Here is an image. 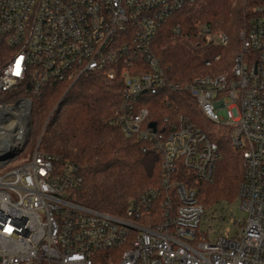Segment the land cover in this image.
I'll return each mask as SVG.
<instances>
[{
    "label": "built area",
    "instance_id": "obj_1",
    "mask_svg": "<svg viewBox=\"0 0 264 264\" xmlns=\"http://www.w3.org/2000/svg\"><path fill=\"white\" fill-rule=\"evenodd\" d=\"M190 2L0 0V47L10 54L0 67V264H264V8L239 31L228 70L213 71L224 60L214 53L204 63L213 73L173 81L153 45ZM170 32L183 35L179 24ZM195 42L226 49L231 39L200 25ZM94 74L120 78L111 124L161 159L158 185L121 214L79 203L80 169L40 151L41 137L27 161L7 169L31 145L44 90ZM168 92H186L207 120L228 129L243 159L236 205L207 207L174 178L181 168L212 183L221 154L186 116L153 117L147 97L166 100Z\"/></svg>",
    "mask_w": 264,
    "mask_h": 264
},
{
    "label": "trees",
    "instance_id": "obj_2",
    "mask_svg": "<svg viewBox=\"0 0 264 264\" xmlns=\"http://www.w3.org/2000/svg\"><path fill=\"white\" fill-rule=\"evenodd\" d=\"M257 7L264 8V0H192L185 5L162 27L153 45L167 77L187 82L213 73L204 63L214 53H222L230 63L232 44H237L236 35ZM177 24L183 35L175 40L170 30ZM200 25L210 27L215 33L227 34L230 47H195ZM9 56L8 49L0 47V67ZM123 90L120 78L108 81L94 74L72 86L61 84L46 88L35 100L33 110L34 133L36 127L37 131L33 133L32 150L41 137L40 151L76 164L83 177L82 185L74 191L77 201L112 214L123 213L130 199L156 187L162 177L160 157L154 151H144L145 142L126 137L111 124ZM167 95L166 100L160 99V95L146 98L150 107L158 109L159 114L154 110L153 117L159 119L169 115L166 113L186 116L207 133L221 154L212 183L203 182L181 168L174 178L198 191L202 203L235 201L244 182L243 159L242 153L233 147L228 129L207 120L186 92Z\"/></svg>",
    "mask_w": 264,
    "mask_h": 264
},
{
    "label": "rangeland",
    "instance_id": "obj_3",
    "mask_svg": "<svg viewBox=\"0 0 264 264\" xmlns=\"http://www.w3.org/2000/svg\"><path fill=\"white\" fill-rule=\"evenodd\" d=\"M239 33V32H238ZM237 37H236V39H237V44H232V46H233V48H234V50L238 47V34L236 35ZM233 50V51H234ZM223 51H225V50H223ZM227 51V50H226ZM227 60H229V59H227V58H224V60L221 62V64H219L217 67H216V70L214 69L213 71L214 72H218V71H224V70H228V68H229V63L227 62ZM154 108V110H155V112L157 113V114H159L158 113V109H156L155 107H153ZM166 114H171V113H166ZM171 116L172 117H174V118H176V116H173L172 114H171ZM36 131H37V127H36V129H35V133L34 134H36ZM34 134L32 135V141H31V145L33 144V142H35L34 141V138H33V136H34ZM31 145H29L28 146V148L25 150V152H23L20 156H19V158H18V160H17V162L15 163V164H12V165H10L7 169L9 170V169H11L12 167H14V166H17V165H19L20 163H22V162H25V161H27L28 159H29V157H30V154H31V149H32V146ZM3 173H5V170H2V171H0V174H3ZM240 189V188H239ZM238 193H239V191H238ZM237 198H238V196H237ZM221 202H228V203H234V205H236L237 203H238V199H236L235 201L234 200H227V201H224V200H210V201H208V202H204V204L207 206V207H212V206H214L215 204H217V203H221ZM236 215H237V217H239V218H242L243 217V215L241 214V212H240V210H238L237 212H236Z\"/></svg>",
    "mask_w": 264,
    "mask_h": 264
},
{
    "label": "water",
    "instance_id": "obj_4",
    "mask_svg": "<svg viewBox=\"0 0 264 264\" xmlns=\"http://www.w3.org/2000/svg\"><path fill=\"white\" fill-rule=\"evenodd\" d=\"M150 126L153 127V128L156 127V126H155V123H151ZM20 152H21V151H17V152H15V153H12V154H11V158H12V157H15V156L18 155Z\"/></svg>",
    "mask_w": 264,
    "mask_h": 264
},
{
    "label": "snow or ice",
    "instance_id": "obj_5",
    "mask_svg": "<svg viewBox=\"0 0 264 264\" xmlns=\"http://www.w3.org/2000/svg\"><path fill=\"white\" fill-rule=\"evenodd\" d=\"M17 67H19V65H17Z\"/></svg>",
    "mask_w": 264,
    "mask_h": 264
}]
</instances>
